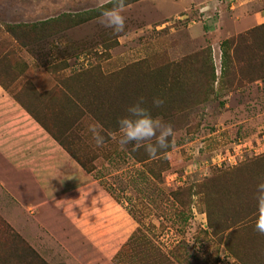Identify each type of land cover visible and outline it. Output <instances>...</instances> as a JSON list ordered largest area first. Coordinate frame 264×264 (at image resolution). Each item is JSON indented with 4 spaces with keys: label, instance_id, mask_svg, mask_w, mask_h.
<instances>
[{
    "label": "rangeland",
    "instance_id": "rangeland-1",
    "mask_svg": "<svg viewBox=\"0 0 264 264\" xmlns=\"http://www.w3.org/2000/svg\"><path fill=\"white\" fill-rule=\"evenodd\" d=\"M126 4L117 36L97 19L112 0H0V96L88 175L48 198L0 199V264H264V21L231 24L264 0ZM139 97L175 132L155 158L119 145L117 121ZM216 155L233 162L218 168Z\"/></svg>",
    "mask_w": 264,
    "mask_h": 264
},
{
    "label": "crops",
    "instance_id": "crops-1",
    "mask_svg": "<svg viewBox=\"0 0 264 264\" xmlns=\"http://www.w3.org/2000/svg\"><path fill=\"white\" fill-rule=\"evenodd\" d=\"M259 6L262 7L263 3ZM260 7L242 19L232 15V27L243 30L249 23L264 21V10L259 11L258 9L263 8ZM229 102L225 103L226 106ZM231 102L238 105L236 100ZM79 177L88 180L87 174L74 175L73 166L65 151L36 119L9 96H0L1 201L13 202L15 198L12 195L18 199L23 191L47 195Z\"/></svg>",
    "mask_w": 264,
    "mask_h": 264
},
{
    "label": "clouds",
    "instance_id": "clouds-1",
    "mask_svg": "<svg viewBox=\"0 0 264 264\" xmlns=\"http://www.w3.org/2000/svg\"><path fill=\"white\" fill-rule=\"evenodd\" d=\"M111 8H102L98 22L112 29L113 33L125 32L126 17L123 15L127 7L126 0H112ZM144 97H139L137 101L126 108V115L118 119L119 132L121 137L119 145L124 148L126 145L135 142V150L141 146L149 158H155L158 154L170 149L173 146L175 132L171 124L162 123L159 119H153L150 111L143 107ZM165 101L160 98L153 99V106L162 107ZM89 131L93 134V139L98 147L103 146L105 137L95 126H90ZM173 138V139H169ZM154 141V143H153ZM257 201V218L255 231L264 235V182L257 184L254 197Z\"/></svg>",
    "mask_w": 264,
    "mask_h": 264
},
{
    "label": "trees",
    "instance_id": "trees-1",
    "mask_svg": "<svg viewBox=\"0 0 264 264\" xmlns=\"http://www.w3.org/2000/svg\"><path fill=\"white\" fill-rule=\"evenodd\" d=\"M210 66H211V68H210V71H211V73H210V75H209V80L210 81H214V79H215V74H214V69H213V67H212V63L210 62ZM29 112V111H28ZM31 114V113H30ZM35 119V118H34ZM36 121H37V119H36ZM38 123H39V121H37ZM40 124V123H39ZM41 125V124H40ZM42 126V125H41ZM43 127V126H42ZM44 129H45V127H43ZM50 135H51V133L47 130V129H45ZM52 136V135H51ZM52 138L56 141V139L52 136ZM58 143H59V141H58ZM59 145L75 160V162L81 167V168H83L85 171H86V169H85V167H84V165L79 161V159H77L75 156H73L71 153H70V151L69 150H67L61 143H59Z\"/></svg>",
    "mask_w": 264,
    "mask_h": 264
},
{
    "label": "built area",
    "instance_id": "built-area-1",
    "mask_svg": "<svg viewBox=\"0 0 264 264\" xmlns=\"http://www.w3.org/2000/svg\"><path fill=\"white\" fill-rule=\"evenodd\" d=\"M263 143H264V141H263ZM257 145H259V143H257ZM264 145V144H263ZM263 151V150H262ZM263 153V152H262ZM221 156H219V155H216V158H213L211 161H212V164H214L215 166H217L218 168H220L221 167V165H222V162H225V160H227L226 162H233L232 160L233 159H231V157L229 156L227 159H225V158H220ZM234 164H236L235 163V160H234ZM230 165H233V164H230Z\"/></svg>",
    "mask_w": 264,
    "mask_h": 264
}]
</instances>
